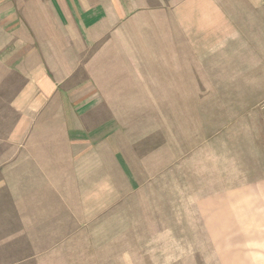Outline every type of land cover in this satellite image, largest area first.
<instances>
[{"label": "rangeland", "instance_id": "rangeland-1", "mask_svg": "<svg viewBox=\"0 0 264 264\" xmlns=\"http://www.w3.org/2000/svg\"><path fill=\"white\" fill-rule=\"evenodd\" d=\"M31 13L25 34H56ZM139 15L138 34H152ZM254 23L178 60V43H137V75L113 28L85 30L79 74L57 76L73 123L50 99H18L19 69L45 65L38 56L0 75V264H264V18Z\"/></svg>", "mask_w": 264, "mask_h": 264}, {"label": "crops", "instance_id": "crops-1", "mask_svg": "<svg viewBox=\"0 0 264 264\" xmlns=\"http://www.w3.org/2000/svg\"><path fill=\"white\" fill-rule=\"evenodd\" d=\"M149 1L0 0V75H8L11 65L18 66L20 60L32 54L38 56V61L44 60L45 65L40 62L27 70L19 69V75H27L28 78H25L26 84L20 89L18 99L29 101L27 104L31 106L50 99L58 108V116L65 115V121L73 123L75 120L66 101L69 97L58 89L57 76L79 74L76 64L80 54L85 61V30L94 35L96 31L102 33L105 28H113L114 42L130 43L129 72L137 75L146 73L148 63L138 61L145 58L138 54L137 43H178L176 53L180 54L172 55L178 60L185 58L186 44H199V51L202 46L209 48L207 44L231 42L244 35L245 27L257 25L254 22L264 18L261 14L264 0H151L155 3L153 9H149ZM27 10L32 11L31 15L39 23L34 26L41 27L43 17L49 27L55 28L57 35L46 34L42 39L36 33L33 36L25 34L22 13ZM160 11L162 15H158ZM142 12L153 20L149 21L153 27L152 34L146 29L145 33L138 34V18ZM139 25L143 26V23ZM62 50L66 60L63 62L61 57V62H57L53 54ZM172 57L147 56L164 60ZM167 64L161 63L163 66ZM82 69L85 70V66L82 65ZM83 89L71 86L67 90H72L73 96L75 90Z\"/></svg>", "mask_w": 264, "mask_h": 264}]
</instances>
